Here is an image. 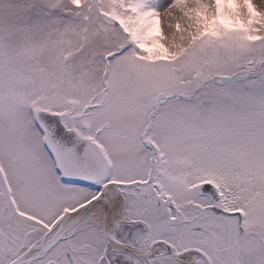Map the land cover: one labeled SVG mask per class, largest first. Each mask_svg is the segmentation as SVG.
<instances>
[{"label":"snow or ice","instance_id":"snow-or-ice-1","mask_svg":"<svg viewBox=\"0 0 264 264\" xmlns=\"http://www.w3.org/2000/svg\"><path fill=\"white\" fill-rule=\"evenodd\" d=\"M0 264H264V0H0Z\"/></svg>","mask_w":264,"mask_h":264}]
</instances>
